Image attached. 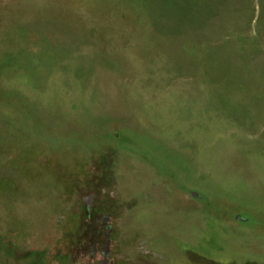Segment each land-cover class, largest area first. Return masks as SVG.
Returning <instances> with one entry per match:
<instances>
[{
  "label": "rangeland",
  "instance_id": "1",
  "mask_svg": "<svg viewBox=\"0 0 264 264\" xmlns=\"http://www.w3.org/2000/svg\"><path fill=\"white\" fill-rule=\"evenodd\" d=\"M79 1L0 0L13 7L16 33L4 52L14 74L0 77V191L20 203L8 215L39 227L32 235L73 239L100 238L109 223L120 264L135 253L149 264L144 229L239 252L244 236L185 196H139L134 208L130 193L156 175L124 174L98 156L116 139L102 133L120 120L137 158L186 187L264 209V0H90L109 5L104 21ZM115 11L133 24L110 19ZM45 158L50 169L28 167Z\"/></svg>",
  "mask_w": 264,
  "mask_h": 264
},
{
  "label": "flooded vegetation",
  "instance_id": "2",
  "mask_svg": "<svg viewBox=\"0 0 264 264\" xmlns=\"http://www.w3.org/2000/svg\"><path fill=\"white\" fill-rule=\"evenodd\" d=\"M12 9V5L0 4V11L3 13L0 17V77L5 79L14 74L13 71H15L8 55L4 54V52L10 51L9 45L14 49L9 39L13 37L11 39L13 40L16 34L13 28L15 18ZM10 25H12L11 29ZM1 47L3 48L1 49ZM21 52L23 53L20 48L17 53L20 54ZM115 121L117 123L115 122L113 130H105L102 133V135L116 138L110 141L105 140L106 152L98 156L100 157L99 160L102 159V164L111 163L119 171L120 169L123 170L124 174L126 170H131L133 174L147 169L148 172L150 171L153 175H156L155 178H158V182H156L155 178L150 176L145 180L147 187L137 189L135 193H130L129 200L134 199L135 201V203L130 204L134 208L139 203L137 202L139 196L147 204L156 197L162 200L169 195L174 197L185 196L188 199L187 204H190V206L194 204L196 211L234 227L236 232L242 234L245 239L243 247L238 248L239 252L219 249L218 253H214L215 251L200 250L193 245H189L177 235L172 234L168 237L160 235L158 232H156V235L141 234L147 231L145 229L143 231L137 230V235L145 238L144 242L146 244L141 246L142 249L139 250L144 252L146 263L264 264V209L257 210L251 205H242L233 199L227 200L220 194L200 192L197 188L186 187L180 177L171 176L168 172L161 171L152 159L137 158L125 144L126 139L124 138L129 134L123 128H120V120ZM113 156H115V159H113ZM52 159L54 158L33 160L28 167L50 169L54 162ZM75 159H73V162L77 166L80 162L77 158ZM168 190L174 191L170 192ZM11 194L7 189L0 191V264H120L117 260L119 257L115 256L117 249L110 233L111 226L109 223L106 224L105 235H101L100 238L94 240H89L85 236L82 238L78 236L73 239L68 235L67 230H58L57 232L47 229L44 230L42 235H32V233L39 234L40 228L20 225L12 214L8 215L12 211V205L14 206L12 201H15ZM93 196L94 194L91 193L86 197L88 203L86 210L88 212L93 210L91 205ZM18 204L20 203H16L14 207L17 208ZM108 218V216H105V220H108ZM108 238L110 240V254L107 260L105 243ZM123 239L124 237L121 238V243ZM141 256V253H135L132 260L133 264L139 263L142 260Z\"/></svg>",
  "mask_w": 264,
  "mask_h": 264
},
{
  "label": "crops",
  "instance_id": "3",
  "mask_svg": "<svg viewBox=\"0 0 264 264\" xmlns=\"http://www.w3.org/2000/svg\"><path fill=\"white\" fill-rule=\"evenodd\" d=\"M83 2H85L86 4H80L82 9L85 8L87 10V14L90 15L92 18H96V19L103 20V21L109 20V17L104 18L103 13L100 12V10L104 8V6L108 7L109 6L108 4H89L90 0L79 1V3H83ZM117 7L119 8V6H117ZM113 8H116V7L113 6ZM110 19L115 20L116 23L133 24V22L131 23L130 20L125 21L124 20L125 18L116 14V11L114 12L113 17ZM131 35L132 34L129 33L128 40L132 41V40H134V38H131ZM130 49L132 50L133 56L136 58V61H138L141 64L142 63L145 64L144 62L146 59L143 58L141 54L140 55L138 54V51H140V50H137L134 48H130ZM136 92H137V89H136Z\"/></svg>",
  "mask_w": 264,
  "mask_h": 264
},
{
  "label": "water",
  "instance_id": "4",
  "mask_svg": "<svg viewBox=\"0 0 264 264\" xmlns=\"http://www.w3.org/2000/svg\"><path fill=\"white\" fill-rule=\"evenodd\" d=\"M17 74V73H16ZM12 75V74H11ZM10 75V76H11ZM9 76V77H10ZM35 84L37 83L35 80H34ZM33 84V83H32ZM105 255L108 256L109 255V241L106 243V249H105ZM107 259V258H106Z\"/></svg>",
  "mask_w": 264,
  "mask_h": 264
}]
</instances>
